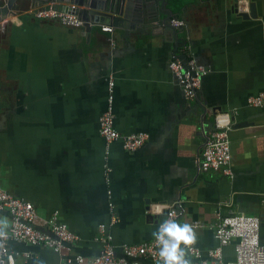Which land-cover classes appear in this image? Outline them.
<instances>
[{"label": "crops", "instance_id": "0c3cea01", "mask_svg": "<svg viewBox=\"0 0 264 264\" xmlns=\"http://www.w3.org/2000/svg\"><path fill=\"white\" fill-rule=\"evenodd\" d=\"M250 2L257 17L245 18ZM31 8L20 0L0 22V184L33 202L39 226L57 215L80 240L63 253L13 242L16 262L54 264L97 253L108 200L116 246L153 238L159 216L150 206L176 200L185 207L178 222L189 225H212L218 210L229 208L258 215L264 244V108L246 103L264 90V0H239L237 7L234 0H179L174 12L184 25L174 31L159 13L153 27L144 19L128 31L104 32L110 26L102 25L86 33L36 19ZM188 46L205 68L192 100L168 67L174 56L185 60ZM110 82L117 130L149 135L134 153L120 142L107 148L100 136ZM218 111L249 123L231 127L230 177L198 167ZM193 231L203 251L217 246L209 229ZM225 257H234L233 244Z\"/></svg>", "mask_w": 264, "mask_h": 264}, {"label": "built area", "instance_id": "2783aa9c", "mask_svg": "<svg viewBox=\"0 0 264 264\" xmlns=\"http://www.w3.org/2000/svg\"><path fill=\"white\" fill-rule=\"evenodd\" d=\"M36 19L54 21L68 29H79L83 23L77 16L64 13L53 8L33 7L27 11ZM172 25L182 27L184 22L173 20ZM104 32H111V28H102ZM185 60L178 56L169 61V71L173 74L178 86L187 100L196 96L201 86L205 68L193 56L190 46L182 50ZM113 83H109L107 106L99 119V132L107 148L115 142H120L123 150L134 153L145 146L149 141L147 133L121 134L116 128L114 113ZM246 103L252 107L264 108V90L246 98ZM232 121L228 111L215 112L213 127L208 133L198 160V167L203 172H215L224 176H232L233 155L231 149L230 130ZM106 179L110 169L106 165ZM108 199L111 191L107 189ZM109 220L106 224L98 225V234L95 240L100 244L97 253L91 257L76 254L54 264H157L159 249L154 244V238L140 243H125L116 246L108 228L117 222L113 204L108 200ZM223 205H230L224 201ZM163 210L162 215L156 214V209ZM150 211L158 215L157 227L175 213L179 219L185 213L184 203L176 200L170 204L154 203ZM9 218L5 225L4 216ZM38 212L33 202L18 197L7 191L0 184V264H18L16 252L11 244L41 246L57 253H63L80 240L78 234L71 231L67 224L59 221L57 215L48 219L45 227L37 223ZM192 229L207 228L212 231L218 242L217 246L203 251L195 243L185 249V259L190 264H264V244L260 240L261 218L258 215L236 212L229 208L226 212L218 210L217 221L212 225L201 222L191 224ZM234 246V257L226 259L225 250ZM26 255V254H25Z\"/></svg>", "mask_w": 264, "mask_h": 264}, {"label": "water", "instance_id": "95a60500", "mask_svg": "<svg viewBox=\"0 0 264 264\" xmlns=\"http://www.w3.org/2000/svg\"><path fill=\"white\" fill-rule=\"evenodd\" d=\"M20 0H6L0 5V22L5 20L10 13H13ZM32 7L53 8L64 13L78 17L83 23L86 33H89L93 26L107 25L109 28L126 30L134 25L146 22L145 27H153L156 15L161 13L163 19L160 23L175 30L172 25L173 20H177L174 8L179 0H29ZM235 7L239 5V0H234ZM245 18L257 17L255 2H250L249 13H241ZM149 23V24H148ZM142 24V25H144ZM148 24V25H147ZM198 91L195 97H198ZM232 128L249 126L247 120L234 122V115L230 113ZM213 121L210 123L212 124Z\"/></svg>", "mask_w": 264, "mask_h": 264}, {"label": "clouds", "instance_id": "9594fccd", "mask_svg": "<svg viewBox=\"0 0 264 264\" xmlns=\"http://www.w3.org/2000/svg\"><path fill=\"white\" fill-rule=\"evenodd\" d=\"M156 214L162 215L163 210L157 208ZM174 217L175 213H170L169 218L152 232L154 244L159 249L157 264H190L184 258L185 249L195 243V233L191 225L179 223Z\"/></svg>", "mask_w": 264, "mask_h": 264}, {"label": "flooded vegetation", "instance_id": "af4514ba", "mask_svg": "<svg viewBox=\"0 0 264 264\" xmlns=\"http://www.w3.org/2000/svg\"><path fill=\"white\" fill-rule=\"evenodd\" d=\"M59 24V23H58Z\"/></svg>", "mask_w": 264, "mask_h": 264}]
</instances>
